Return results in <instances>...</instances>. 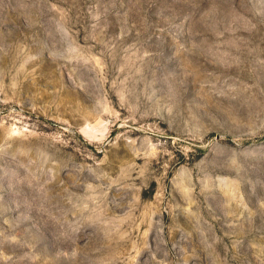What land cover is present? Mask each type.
<instances>
[{
  "label": "rangeland",
  "instance_id": "obj_1",
  "mask_svg": "<svg viewBox=\"0 0 264 264\" xmlns=\"http://www.w3.org/2000/svg\"><path fill=\"white\" fill-rule=\"evenodd\" d=\"M0 264H264V0H0Z\"/></svg>",
  "mask_w": 264,
  "mask_h": 264
}]
</instances>
